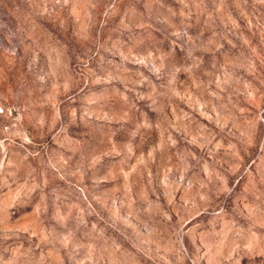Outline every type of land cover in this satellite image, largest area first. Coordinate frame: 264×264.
<instances>
[{"label":"rangeland","instance_id":"374dc122","mask_svg":"<svg viewBox=\"0 0 264 264\" xmlns=\"http://www.w3.org/2000/svg\"><path fill=\"white\" fill-rule=\"evenodd\" d=\"M0 264H264V0H0Z\"/></svg>","mask_w":264,"mask_h":264}]
</instances>
